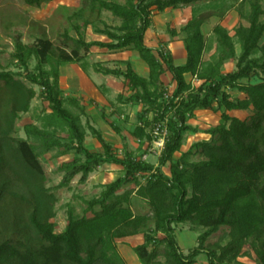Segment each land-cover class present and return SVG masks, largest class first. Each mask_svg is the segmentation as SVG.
<instances>
[{
  "label": "trees",
  "instance_id": "16d2710c",
  "mask_svg": "<svg viewBox=\"0 0 264 264\" xmlns=\"http://www.w3.org/2000/svg\"><path fill=\"white\" fill-rule=\"evenodd\" d=\"M51 1L25 0V3L40 9ZM201 1L204 0H125V3L83 0L81 9L71 18L81 21L73 24L77 38L65 32L64 48L54 49L47 37L33 46L17 43L14 57L24 67L25 78L42 88L51 113L44 115L42 127L26 128L29 136L40 142L38 146L13 138L16 119L20 113L30 112L37 92L18 79L21 73L0 71V264H126L117 241L141 234L144 243L133 248L141 264H162L158 261L160 256L164 257V264H196L201 256L209 264H244L239 259L246 254L247 246L256 255L255 264H264L263 6L259 0H242L238 13L248 25L241 24L234 36L217 25L213 30L217 49L208 61L204 59L208 43L202 26L211 16H225L227 10L219 4L214 7L220 13L199 16V10L194 9L192 19L183 27L188 53L185 64L176 65L164 49L146 44L154 12L164 13ZM104 11L120 18L122 24L114 29L98 28ZM89 27L107 40L87 42L84 31ZM171 33L175 36L177 31ZM95 47L109 52L137 51L148 65L147 78L135 72L130 63L126 71L101 63L95 69L105 75L123 77L129 83L132 94L119 95L117 100L121 104L143 105L138 114L139 124L131 132L139 143L153 144L155 129H168L158 165L138 158L127 149L126 143L125 156L118 155L114 146L91 125L89 130L101 143L103 152H92L86 147L87 131L81 115L65 105L60 68L81 63V51ZM33 56L39 59L38 73L28 71ZM232 60L237 62L236 69L224 74V65ZM81 65L84 69L88 67L87 63ZM167 73L176 83L171 94L163 81ZM187 74L203 83L196 87L187 81ZM254 78L261 82H244ZM231 92L245 97L235 98ZM71 102L81 109L82 116L86 115L77 100ZM202 110L220 113V123L204 131L192 126L189 122ZM249 110L254 115L248 120L230 114ZM118 112L115 122L108 121L104 110L103 116L125 142L119 126L123 111ZM59 131H63L61 136L57 135ZM190 133H203L211 138L196 142L183 152ZM53 149H59L60 157L75 152V157L59 169L65 173L61 187L69 186L78 175L81 183L87 182L103 164L118 165L124 170L123 176L104 186L100 197L88 202L92 217L76 218L70 211L69 223L61 233L56 232V225L51 222L56 216V196L45 185L46 174L40 162V156ZM177 153H181L179 158ZM197 156L203 159L193 161ZM16 182L23 184L22 193L15 190ZM134 198L147 203L150 212L136 213ZM17 200L23 204L19 207L24 211L22 217L14 216L16 210L12 208L19 203ZM180 224H190L192 231L202 229L198 245L187 254L176 235V226ZM223 227L229 228V241L208 245L209 238Z\"/></svg>",
  "mask_w": 264,
  "mask_h": 264
},
{
  "label": "rangeland",
  "instance_id": "374dc122",
  "mask_svg": "<svg viewBox=\"0 0 264 264\" xmlns=\"http://www.w3.org/2000/svg\"><path fill=\"white\" fill-rule=\"evenodd\" d=\"M119 3H125V0H108ZM242 0H204L198 2L193 5L184 6L179 9H170L164 13L154 12L152 14V26L148 30L146 34V43L156 49L162 48L169 54L175 53L174 63L176 65H181L184 60L182 59V54H178V49L176 45L182 42L184 44V39L186 34L182 32L183 27L192 19L194 9L199 10V16L208 15L209 13H220V9H216L214 6L219 4L223 6L225 10H227L224 17H220L218 15L211 16L206 19L204 28V33L207 36L208 48L205 53L204 59L206 61L210 60L212 56L216 53L217 49V41L216 36L213 32L214 28L217 25H222L226 29L230 31V35H235V30L241 25H248V23L241 19L238 9ZM261 5L264 8V0H259ZM83 0H53L49 3H44L40 9L32 8L26 5L25 0H0V71H13L17 73H21L22 77H18V79L24 81L29 87H33L37 95L35 99L31 103V109L28 113H20L18 118L16 119L14 131L12 133V137L15 139H23L28 140L31 144L38 146L40 144L34 137H30L27 132V127L29 125H36L38 127L43 126L42 119L44 115L47 113H51L49 103L44 99L42 94V88L38 85L32 84L28 81L24 74V67L15 59L14 55L17 51V43L21 42L26 46L37 45L38 42L47 37L54 45V49H60L65 47V32L69 31L71 37L77 38V33L73 29L74 23H81V21H77L71 18L73 15L78 12L82 7ZM246 9L249 10V6H246ZM122 24V20L112 15L111 12L104 11L100 21L97 23V27L100 29H105L106 27L116 28ZM177 31V34L174 36L171 31ZM85 39L87 42L91 41H102L103 38L101 35L97 34L92 27H89L86 31H84ZM105 41V40H104ZM264 44V38L261 41V45ZM180 45H182L180 43ZM185 45V44H184ZM67 51L71 52V49L65 48ZM182 50V49H181ZM127 51H130L128 49ZM118 53V55H116ZM122 52L110 53L104 50L94 49L93 51H87L83 49L81 51V55L83 57V64L87 63L89 66L88 73L94 74L93 71L98 62H103V64L107 65L111 68H118L126 71L129 62L120 60V54ZM237 53H241V48L237 45ZM115 55V56H112ZM128 54L127 56H129ZM126 56V57H127ZM257 55L256 57H259ZM123 57V55H122ZM39 63V59L36 56H33L28 62V71L33 73L38 71L36 67ZM236 60H232L227 62L223 67L224 73L233 72L236 69ZM49 67H47L48 69ZM111 81L107 84V80L105 78L104 83L102 84L107 88L109 92L106 94L109 98V103L107 104L108 109H111L110 103L114 105V108L117 109L114 112L112 110L108 111V121L115 122L119 116L118 109H122V114H125L129 120L128 122H124L126 125H122L123 135L126 140L119 137L115 132L112 134L113 137L107 136L109 143H111L115 151L120 156H125V143L127 144V149L132 151L138 158L145 159L147 162L158 165L160 150L155 144L145 143L142 145L139 141L132 139L130 136V130H133L134 123L137 122L136 118V107L135 104H121L117 100L118 95H123L128 97L132 94L130 91L127 81L123 77H114L110 78ZM163 81L166 84L167 89L170 91V94L173 93L175 87L172 81V75L167 73L163 76ZM188 81L192 82V77L188 76ZM98 82L101 83L99 79ZM195 86H199V82L195 79ZM244 82L249 83H260L261 80L254 78L245 80ZM109 86L106 87V86ZM66 89L73 91L76 94L78 88H70L64 85ZM78 87V86H77ZM106 89V90H107ZM80 93V92H79ZM73 94V93H70ZM64 95L65 97V105L69 108L73 113L81 115L82 123L87 131V138L85 141L86 147L92 152H103V147L99 140L94 137L89 130L90 122L92 123L91 117L87 115L82 116L81 109L78 106H74L72 104V100H77L82 106L83 103L89 102V99L84 101V98L81 97L82 101L78 99H74L70 96ZM233 97H245L244 94L239 92H231ZM89 96V95H87ZM90 97V96H89ZM125 105V106H121ZM230 114L234 117H238L242 120H248L254 112L252 110L249 111H233ZM122 116V115H121ZM221 114L214 113L212 111L206 112H197L195 119H192L189 123L198 127L201 130H208L212 127L217 126L221 121ZM150 118H153V115L150 114ZM63 131H59L57 133L58 136L62 135ZM211 138L210 135L207 134H188L187 140L182 148V151H188L191 146L199 141L209 140ZM66 141V140H65ZM64 150V149H63ZM37 152H40L38 149ZM59 149H53L48 153L42 154L40 156V162L43 166V169L46 174V187L51 190V192L56 196L55 203V213L56 216L51 220L52 223L56 225V232H63L68 223H69V212L73 211L74 216L76 218H82L84 216L92 217V213L88 210V202L98 198L101 196L104 191V186L112 183L119 177L124 175L123 167L118 166L115 167L113 164H103L98 167L95 172H93L88 181L85 183H81V175H78L73 179L71 184L66 187H61L60 184L65 175L64 172L59 169L61 166L68 161H71L75 157V152L68 154L66 156H58ZM181 153H177L176 157L179 158ZM202 157H194L193 161H200ZM168 172V167L165 169ZM12 179L16 180V177L11 174ZM131 187V186H130ZM21 188H23V184L16 182L15 190L18 193H22ZM15 201V198L13 199ZM18 201V200H17ZM16 203L17 206L12 208L15 209V215L22 217L24 216L23 212L19 207L23 205L21 201ZM21 204V205H20ZM18 207V208H17ZM22 207V206H21ZM8 211L10 210L7 208ZM133 209L138 214H147L150 212V206L139 200L134 198L133 200ZM153 227V224H151ZM202 232V229L197 231L191 230L190 224H180L176 226V235L178 242L184 251V253H188L190 249L196 247L198 245V236ZM11 235V234H10ZM229 228L223 227L219 232L211 236L208 240V245H212L217 242H221L222 244H226L229 241ZM141 236V242L145 241V237L143 234ZM135 244L137 242H134ZM134 243L117 241V248L122 258L124 259L126 264H141L139 259L136 258L135 253L133 251ZM120 245V248L118 246ZM165 246L162 245L160 250L163 252ZM244 253H246L243 257L239 259L241 263L244 264H255L256 255L248 246L244 248ZM159 263L164 264L165 259L163 256H160L158 259ZM196 264H209L208 260L205 256H201L198 258Z\"/></svg>",
  "mask_w": 264,
  "mask_h": 264
},
{
  "label": "crops",
  "instance_id": "0c3cea01",
  "mask_svg": "<svg viewBox=\"0 0 264 264\" xmlns=\"http://www.w3.org/2000/svg\"><path fill=\"white\" fill-rule=\"evenodd\" d=\"M204 26H205V23L202 26V31L204 30V28H203ZM203 34L205 35V37L207 39V36L204 33V31H203ZM101 37L103 38L102 41L107 40L106 37H104L102 35H101ZM180 43L182 45H180ZM180 43H178V45H176V48L178 49V52H179L178 54H180V55L182 54V59L184 60L183 62H180V63L185 64L187 62L188 53L186 51L185 45L182 42H180ZM148 46L152 47L150 45H148ZM152 48L156 49L155 47H152ZM94 49H99V50H104V51L109 52L107 49H100L97 47L92 48L91 51H93ZM127 50L116 51V52H122V53H119L121 56L120 60L124 61L123 64H125V61L129 62L135 72H137L142 77L147 78L149 76V72H150L148 65L142 60V58L140 57V54L137 51H134V50L127 51ZM116 52H110V53H116ZM128 54H130V55L127 56ZM116 55H118V53ZM122 55H123V57H122ZM112 56H115V55H112ZM172 57H173V59L176 58L175 53L172 54ZM98 63H100V62H98ZM101 64L104 67L111 68V67H108L107 65L103 64V62H101ZM111 69H114V68H111ZM88 70H89V66L87 67V69H84V67H82V65H79L76 63L62 66L60 68V87L63 90L64 95H66V96H68L70 93H73V94H70V96L74 99H78L80 101H82L81 97L84 98V101L86 99H89V102L83 103V107L85 109L86 115L88 114L92 119V123L90 122V125L92 127H94L95 129H97L98 131H100L102 136L104 137V139L107 142H109L108 141L109 139L107 136L113 137L112 134L114 133V131L112 130V128L110 127L108 122L104 119L103 110L105 111V113H108V111H110V110H112L114 112L117 109L114 108V105L112 103H110L111 109H108L107 104L110 101H109L108 96H106V94L109 92V90L107 88H106L107 89L106 90L105 86L102 84H105L104 83L105 78L107 80V84H109L111 81L110 78H114L115 76L105 75L103 73L98 72L96 69H94V71H93L94 74L92 75V74L88 73ZM222 72H223V70H222ZM224 74H226V73H224ZM188 76L192 77V80H193L192 82L194 85H196V82L194 83L195 78L193 77V75L187 74L186 75L187 81H188ZM99 79L101 80V83L98 82ZM172 81H173V77H172ZM197 82H199V86L203 83V81H201V80H197ZM173 83H175V82H173ZM127 84L129 87L128 82H127ZM64 85H66L67 87L69 86V89L70 88H78V91H76V94H75V92L73 91L74 89L68 90V89H66V87ZM106 87L109 88L108 85ZM173 87H176V83L174 84ZM196 87H198V86H196ZM87 95H89L90 97ZM121 106H125V105H121ZM136 109L137 110L135 113H136L137 122L131 121V119H130V122L137 125V124H139L138 114L142 111L143 105H141V104L137 105ZM198 112L202 113V112H206V110H202V111H198ZM196 114H197V112H196ZM126 119L129 120V118L125 114H122L120 121H119V126L121 127V129H122V125H126L124 123V122L127 123ZM151 119L152 118H150V120ZM136 125H134L133 128H135ZM133 130H130V136H131V132ZM131 138L135 139L132 136H131ZM183 152H185V151H183ZM113 166L118 167V165H113ZM165 172L168 173L166 170H165ZM141 239H142L141 236L138 235V236L129 237V238H126V239H123L120 241L129 242V243L137 242L136 244L135 243L133 244L134 247H136V246L144 243L143 241L141 242ZM118 246L120 248L119 244H118ZM135 256H136V254H135ZM136 258H138V257L136 256Z\"/></svg>",
  "mask_w": 264,
  "mask_h": 264
},
{
  "label": "built area",
  "instance_id": "2783aa9c",
  "mask_svg": "<svg viewBox=\"0 0 264 264\" xmlns=\"http://www.w3.org/2000/svg\"><path fill=\"white\" fill-rule=\"evenodd\" d=\"M154 135L156 139L154 140L153 144H155L159 148L161 154L164 148L165 138L169 135L168 129L166 127H164L163 129L157 127L154 131Z\"/></svg>",
  "mask_w": 264,
  "mask_h": 264
}]
</instances>
